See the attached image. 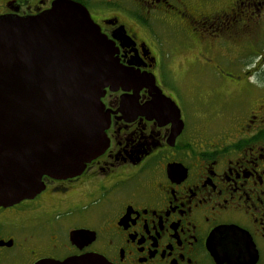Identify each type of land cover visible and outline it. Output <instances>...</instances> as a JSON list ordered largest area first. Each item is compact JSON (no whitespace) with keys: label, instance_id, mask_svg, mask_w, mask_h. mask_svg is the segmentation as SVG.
<instances>
[{"label":"flooded vegetation","instance_id":"af4514ba","mask_svg":"<svg viewBox=\"0 0 264 264\" xmlns=\"http://www.w3.org/2000/svg\"><path fill=\"white\" fill-rule=\"evenodd\" d=\"M58 1L0 0V19ZM66 1L87 9L126 80L102 97L103 153L0 206V264H264V0Z\"/></svg>","mask_w":264,"mask_h":264},{"label":"water","instance_id":"95a60500","mask_svg":"<svg viewBox=\"0 0 264 264\" xmlns=\"http://www.w3.org/2000/svg\"><path fill=\"white\" fill-rule=\"evenodd\" d=\"M126 70L87 9L61 0L33 17L0 19V206L79 174L108 146L102 97ZM37 264H111L83 255Z\"/></svg>","mask_w":264,"mask_h":264},{"label":"rangeland","instance_id":"374dc122","mask_svg":"<svg viewBox=\"0 0 264 264\" xmlns=\"http://www.w3.org/2000/svg\"><path fill=\"white\" fill-rule=\"evenodd\" d=\"M255 40H256V44H255L254 48H259V49L263 50L264 49V28L258 32V34L255 36ZM258 58H259L258 56L251 58L250 59L251 61L249 60V63H252L253 60L258 59ZM247 59L248 58L241 57L240 58V63H244V61L247 60ZM256 64H257V62H256ZM262 72H264V64H263V67H262ZM228 96H229L228 97L229 100H227L228 101L227 104H229V103L234 101L233 104H231V105H234V104H236L237 99H238V101H240L238 93H234L233 95H231V96L228 95ZM192 98H194V92H192ZM225 99H226L225 97H221L222 101H224Z\"/></svg>","mask_w":264,"mask_h":264}]
</instances>
